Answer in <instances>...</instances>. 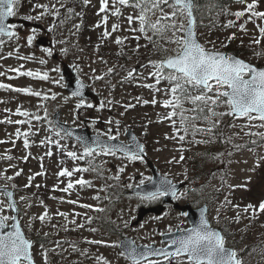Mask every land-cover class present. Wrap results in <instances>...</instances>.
Here are the masks:
<instances>
[{"label":"rangeland","instance_id":"1","mask_svg":"<svg viewBox=\"0 0 264 264\" xmlns=\"http://www.w3.org/2000/svg\"><path fill=\"white\" fill-rule=\"evenodd\" d=\"M250 3L252 0L237 1L229 6L233 12L229 17L233 22L231 26L228 22L224 27H210L211 19L203 17L199 24L197 20L196 29L206 48L227 51L228 46H233L244 51L240 54L242 58L264 66V37L257 27H264V20L257 17L249 20L248 12L239 19L234 15ZM16 5H20L18 1ZM30 7L33 19L39 16L35 20L49 26L51 44L36 47L35 38L39 32L33 28L28 33L17 30V37L0 38L3 41L0 72L5 73L0 76V84L12 85V88H0V184L16 191L20 219L28 236L35 241L36 264H122L118 258L119 238L104 226L114 223L122 227L130 223L138 207L128 197L114 204L112 197L104 192L106 187L117 183L114 178L120 177L123 182L131 175V169L134 175L148 170L143 159L124 160L118 153L109 155L103 150L95 152L84 167L80 163L82 159H73L67 154L76 152L80 157L84 150L54 125L56 110L61 111L64 121L79 127L83 126V118L91 116L96 122L92 129L99 128L98 118L108 124L113 121L122 138H125L127 127L133 128L145 143L149 157L162 170L182 179H192L195 175L196 191L205 197L212 192V218L227 223L242 240V245H249V254L242 264H264V212L258 211L260 202L264 201V127L259 126L261 122L256 120L249 124L245 118L227 115L228 108L223 104L215 108L217 113H225L212 117V121L219 120L215 127L212 121L203 119L181 125L179 115L165 119L172 111L163 106V102L171 98L166 91L170 85L167 80L156 83L151 75L154 68L150 61L174 54L172 50L176 45L167 39L170 32L166 36H154L148 31L147 35L152 36L150 42L144 33L132 31L139 28V23L130 25L127 17L138 15L137 9L114 4L113 0H108L103 12L100 11L101 0H87V3L85 0H30ZM116 8L120 9L119 15L114 14ZM200 8L204 10L203 6ZM164 11L172 9L165 7ZM253 11L264 12V0H256ZM159 15L158 12L152 19ZM105 16L108 17L106 23ZM208 17L212 18V14ZM184 23H188L186 15ZM114 24L118 25L116 31L112 30ZM241 24L246 30H241ZM105 31L110 35L105 37ZM233 34L234 38L229 40ZM29 36L33 37L31 44ZM117 37L122 43H116ZM257 39L259 44L254 42ZM62 61L70 63L102 96L100 105L91 100H83L81 104V99L66 90V81L60 72ZM13 68L22 72L31 70L40 76L47 73L48 79L21 76L10 71ZM24 87L40 95L14 90ZM153 99L155 104L151 103ZM78 104L81 106L77 107ZM183 107L187 110L193 105L185 102ZM17 109L28 115H19ZM176 111L179 113L180 109ZM184 115L193 116L194 113L185 111ZM37 116L40 119L34 118ZM16 120L25 123L16 124ZM192 123L200 128L212 127V131L193 134ZM17 130L21 135H17ZM76 168L90 170L73 172L71 178L58 175L63 169L73 171ZM81 177L90 181V186L74 184L69 192L61 191L69 179L75 182ZM84 204L92 208L82 207ZM248 205H253L257 211L252 208L245 211ZM0 207L3 208L1 215L12 216L3 193H0ZM45 211L47 217L42 222L39 217ZM61 212L66 216L58 214ZM154 224L150 220L139 229L142 237L148 235Z\"/></svg>","mask_w":264,"mask_h":264},{"label":"snow or ice","instance_id":"2","mask_svg":"<svg viewBox=\"0 0 264 264\" xmlns=\"http://www.w3.org/2000/svg\"><path fill=\"white\" fill-rule=\"evenodd\" d=\"M238 2L244 3L245 0H238ZM16 3L17 0H0V35H7L9 37L15 35L14 32L9 30L10 28H15V25H7L4 21L7 17L16 15L14 11ZM85 3H87V0H85ZM113 3H118L121 6L127 5L139 10L138 15H129L127 21L130 25L133 22H138L139 28L131 30L144 33L145 38L150 42L152 41V36L147 35L148 31H151L154 36H166L167 33H171L170 36H167V39L176 45L175 49L172 50L174 54L167 55L158 61H150L154 68V72L151 75L156 78V83L159 84L161 80H167L170 85L166 91L170 94L171 98L165 100L163 106L170 107L172 111L169 112L165 119H172V117L179 115L181 125H187V122L198 119L212 121V117L225 115V113H217L215 111L217 106L223 104L228 108L227 115L245 118L249 124L259 120L261 122L259 126L264 127V68H257L233 55L203 46L199 42L194 30L193 10L197 7L195 0H113ZM255 6L256 0H252V3L247 4L243 11H237L234 15L239 19L248 12L250 13L249 20H252L253 17L264 20V12L253 11ZM107 7L108 0H101L100 11H105ZM165 7L171 8L172 11L165 12ZM158 12L160 15L153 20L152 17L156 16ZM114 14L119 15L120 9L116 8ZM185 15L188 21L187 24L184 23ZM39 18V16L35 17V19ZM27 19L31 20L33 17L29 16ZM107 20L108 17L105 16V23ZM232 23V21H229V26ZM257 27L261 37H264V27L259 25ZM117 28L118 25L116 24L112 26L113 31H116ZM240 28L241 30H246L243 24L240 25ZM109 35L108 31L104 32L105 37ZM233 38L234 34L232 37H229V40ZM32 39L33 37H28L29 44L32 43ZM254 42L259 44L260 40L257 39ZM2 43L3 41L0 40V44ZM116 43H122V39L117 37ZM46 51L49 55L52 54L50 49H46ZM41 63H44V61H41ZM10 71L21 76H40L39 73H34L31 70L22 72L19 68H13ZM109 71L112 70L109 69ZM3 75L5 73L0 72V76ZM131 75L132 73L130 72L129 76ZM40 78L47 80V73H44ZM146 86L150 88L154 87V85ZM83 87L84 85L80 83L77 90L73 92V95H82L80 90ZM0 88H12V85L0 84ZM14 90L35 96L40 95L39 92H32L27 87L15 88ZM156 90L159 91V89ZM185 102L191 103L193 107L187 110L184 109L183 105ZM144 103H148V101H144ZM151 103L155 104L156 100L153 99ZM81 104H83V100H81ZM81 104H78L77 107H80ZM87 106L91 107L92 105ZM128 107H131V105ZM178 108L180 109L179 113L176 111ZM185 111H190L194 115L186 116L184 115ZM17 113L22 116L28 115L27 112H21L20 109H17ZM34 118L40 119L39 116ZM8 122L13 123V121ZM14 123L23 124L25 121L16 120ZM218 123L219 120L212 121V127H215ZM173 126H175V120H173ZM212 127L205 129L197 127L195 123L191 124L193 134L196 132L210 133ZM184 130L187 133L188 127L185 126ZM66 134L68 133L66 132ZM17 135H21L19 130H17ZM23 135L27 136V133H23ZM109 139H115V137H109ZM180 139L183 140L184 136H181ZM94 143L96 148H102L109 155H115L119 151L125 153L130 160L143 159L142 156L138 155L136 150L129 148L127 145H109L100 141L99 138ZM24 146L28 147L27 139L24 141ZM96 148L86 146L84 154L80 157H77L76 152H68L67 154L73 159H83L85 156H92ZM137 148L142 151V146L137 145ZM48 155H51V153H48ZM181 159H183V156H181ZM89 170L88 168H76L73 171L63 169L58 175L71 178L73 172H86ZM120 171H123V169H120ZM8 179H11V177H8ZM148 179H151V177ZM74 184L81 187L90 186V181L82 177L75 182L69 179L67 186L61 189V191L69 192L73 189ZM170 191L175 197L174 186L171 185L170 181L164 180L155 192L146 193L143 198L155 200L160 196L168 195ZM5 195L9 198L12 197L11 192H6ZM69 203H76V201H69ZM81 206L89 209L92 208L90 204ZM8 207L14 209L16 206L13 202H10ZM249 208H252L254 212L257 211L253 205H248L245 211ZM98 210L103 211V209ZM2 211L3 208L0 207V212ZM258 211L264 212V201L260 202ZM58 214L66 216V213L61 212ZM183 214L187 215V213ZM46 217L47 211L39 219L43 222ZM88 219L90 221L91 217ZM9 220L14 221V223L9 225L7 223ZM80 226L82 227V225ZM9 227L12 230L6 231L5 229ZM180 231V235L174 236L170 240L171 251L168 248L157 249L151 246L137 248L134 242H132L130 244H122L125 251L121 252V255H126L131 264H142V261L145 260L147 264H160L159 260L149 259L150 256L162 257L167 264H172V260L177 258H180L177 264H241V261L237 258V253L225 247L224 237L220 232L212 230L209 227L208 221L203 217V214L199 223ZM92 243L100 242L93 241ZM31 245L32 241L24 236L15 216L0 215V264H34L30 252Z\"/></svg>","mask_w":264,"mask_h":264},{"label":"flooded vegetation","instance_id":"3","mask_svg":"<svg viewBox=\"0 0 264 264\" xmlns=\"http://www.w3.org/2000/svg\"><path fill=\"white\" fill-rule=\"evenodd\" d=\"M18 5L20 2V5L17 7V5H14V11L16 12V15L14 17L16 18H27L29 16L34 18L33 11L30 9V0H17ZM15 28L14 30H19L24 33H28L32 27L30 26H25L22 23H16L14 24ZM36 31V30H35ZM41 31V30H40ZM49 33V30L47 28L46 30ZM42 32V31H41ZM51 33V32H50ZM144 174H138L134 175L131 174L129 175L123 182L122 180H118L117 184L119 187H115L116 183L111 187V191H108L106 187V191L104 193L106 194H117L122 196L123 193L127 194L128 190L131 188L135 187L137 184H140L141 181L147 182L150 177L152 176L151 172L148 170L142 171ZM197 177L195 175L192 176V183L188 179H182L179 178L178 176H174V182H184L186 181L187 184L180 189L175 197L173 202H166V195L165 196H160L159 198L155 200H149L143 198L144 196L142 195H134L138 200H141V203L138 205L143 206V205H149V206H160L165 204L163 206V211L161 213H152L151 220L155 222L153 226L148 231V238L142 242L139 239L142 237L141 234L137 231V228L140 225L137 226H126L122 230L119 231L117 236H130L134 239V241L137 244H144L147 246H151L152 248H169L170 245V238L169 234L170 233H179L181 232L180 230L182 229H187L191 226L190 222L188 221L186 215L183 213H187V211H183L178 208L176 205L177 202H180L181 204H187L192 207L194 210V213L192 214V218L198 213L197 209H199L201 206L207 205V211H206V218L209 221V227L215 231L220 232V234L224 237L225 240V247L226 248H232L237 253V258L242 261L248 256L249 254V245H242V240L237 237V234L233 233L229 229V225L227 223H221V222H216L212 216H211V210L213 207V197H211L213 194L210 191L209 196H203L200 191H196L197 189L194 188V185L196 184ZM194 184V185H193ZM131 185V187H129ZM121 189V190H120ZM115 198V197H113ZM116 200V199H113ZM193 226V223H192ZM171 229V231H169ZM120 254L118 255V258L122 262V264H131V261L127 258L126 255H121L122 251L119 248ZM149 259L153 260H159L160 264H167L163 260L162 257H156V256H150ZM180 258L172 260V264H177V261ZM142 264H147V261H142Z\"/></svg>","mask_w":264,"mask_h":264},{"label":"water","instance_id":"4","mask_svg":"<svg viewBox=\"0 0 264 264\" xmlns=\"http://www.w3.org/2000/svg\"><path fill=\"white\" fill-rule=\"evenodd\" d=\"M193 18H194V30H195V33H196V36L199 40V42L202 44L199 36H198V33H197V30H196V14H195V11L193 10ZM9 21H11L10 17H7L4 21L5 24H7ZM19 21H23L26 25H34V26H41L40 23H37V22H34V23H31L29 21H26V20H19ZM40 44H44V45H47L48 44V38L46 36H41L37 39V42H36V45L39 46ZM222 53H225V54H228L226 51L224 50H218ZM229 55H233L239 59H242L244 61H246L247 63L251 64V65H254L256 66L257 68H264V66H258L254 63H251L247 60H245L244 58H242L241 56L235 54V53H230ZM62 72L64 74V77L65 79L67 80V85H66V90H68L69 92H75L77 90V87L80 83H82L84 85V87L80 90L82 95H80L79 97L83 98V97H89V98H93L94 100L98 101V95L96 93H94V91L91 89L90 85H88L86 82H84L82 79H80L78 77V74L77 72L75 71V69L68 65L67 63H64L63 64V68H62ZM60 112H56L55 115H54V119H55V122L56 124L64 131H66L68 134H70L71 136L77 138L78 140H80L81 142L83 143H86V142H94L96 141L97 136H94L92 134H90L89 130L86 128H83V129H79V128H75V127H72L70 125H68L67 123L61 121L60 119ZM126 134L129 136V140L131 141V143H128V144H125L124 142L122 143L121 141H118V140H105L103 141L102 139L99 138L100 141L104 142L105 144H109V145H120V146H123V145H127L129 148H132L134 150L137 151L138 154L140 155H144V146L142 144V142L136 137V135L134 134V131L129 129ZM137 145H140L142 146V151L140 149L137 148ZM88 146H92V147H95L96 145H92V144H88ZM148 164L152 167V170L154 172V177L152 179V184L154 185H160L164 180H167V181H170L169 178L167 177H163L161 176L158 172H157V168L155 167V165L153 164V162L148 159ZM152 184H148V185H142V186H139L135 189L132 190V192H135V193H149V192H155L156 190L153 189V186ZM0 192H3L4 194L6 192H11L12 193V197L9 198L7 195L6 198L8 200V202H13L15 204V208L12 209L10 208V210L13 212V216H15L17 218V221H18V224H19V227L22 231V233L24 234V236L29 239L30 241H32V244H33V240L31 238H28L25 234V231L23 229V225H22V222L20 220V217H19V206H18V202H17V198H16V191L11 188V187H8V186H4V185H0ZM202 213H205L206 211V207H203L202 209ZM200 210V211H201ZM199 211V212H200ZM194 212H192L193 214ZM192 214L190 215L191 219H192ZM199 218L197 217H193V223L196 224V223H199ZM9 225H11L12 223H14V221H12L11 223L10 222H7ZM208 225H209V222H208ZM6 231H11L12 229L9 227L8 229H5ZM132 243L131 239H129L128 237L124 238L122 241H121V248L125 251V248L122 246V244H130ZM137 248H142L143 246H136ZM231 250V249H230ZM30 252H31V255H32V245H31V249H30ZM32 259H33V256H32ZM34 261V259H33ZM34 264H35V261H34Z\"/></svg>","mask_w":264,"mask_h":264},{"label":"trees","instance_id":"5","mask_svg":"<svg viewBox=\"0 0 264 264\" xmlns=\"http://www.w3.org/2000/svg\"><path fill=\"white\" fill-rule=\"evenodd\" d=\"M238 0H195L197 7L194 8L196 18L199 21L201 18L211 19L208 24L210 27L220 28L226 26L229 22V17L233 15L232 9L229 7L232 3L236 4ZM200 5V6H199ZM203 6L202 10L200 7ZM212 14V18L208 14ZM227 51L242 54V49H235L233 46H228Z\"/></svg>","mask_w":264,"mask_h":264}]
</instances>
